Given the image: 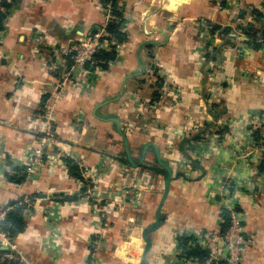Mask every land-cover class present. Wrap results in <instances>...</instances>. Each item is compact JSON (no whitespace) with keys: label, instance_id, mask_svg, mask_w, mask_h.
<instances>
[{"label":"crops","instance_id":"1","mask_svg":"<svg viewBox=\"0 0 264 264\" xmlns=\"http://www.w3.org/2000/svg\"><path fill=\"white\" fill-rule=\"evenodd\" d=\"M6 1L11 9L0 40V205L31 194L44 196L30 203L31 211L24 212V232L14 240L21 251L19 258L25 264L35 261L36 255L41 264H85L99 239L100 223L91 217L86 201L51 200L56 195L78 196L79 181L69 177L64 158L34 178L28 174L19 185L4 177L8 164L20 160L25 146L33 145V131L40 128L34 114L47 107L44 100H50L58 112V134L71 140L73 156H85L95 165L99 151L114 152L119 147V137L126 162L131 160V166L137 167L138 177L146 173L148 191L142 194L141 207L134 214L124 210L128 212L123 221L110 222L115 240L125 225L140 222L142 232L153 223L166 174L160 161L177 177L169 183L160 226L148 235L147 264H177L176 236L194 230L218 231L220 209L227 205L242 209L244 233L254 237L243 264H264V171H258L263 160L259 145L264 139V47L253 48L264 36V0H166L158 14L149 11L148 5L159 0H117L127 20L129 39L118 47L122 51H117L107 69L89 68L74 76L75 85H69L62 98L52 92L58 75L51 47L73 46L85 32L100 26L104 15L99 0ZM252 10L263 19H256ZM205 20L228 28V36L215 33L208 37L203 32ZM246 25L253 28L254 37L245 34ZM148 31L152 35L145 36ZM151 50L156 53L152 61ZM208 55L212 59H206ZM156 58L171 87L164 97L166 105H156L152 119L138 116L139 125L148 124L146 131H138L137 124L123 134L117 124H123L120 119L127 114L124 124L131 127L137 117L129 114L133 104L126 106L132 97L149 100L153 95L144 73ZM87 81L88 88L80 91ZM212 104L217 105L216 118ZM77 107L84 116L76 132L69 123ZM255 131L259 140L252 136ZM147 143L151 145L144 147ZM128 145L138 146L137 150H128ZM131 157L145 161V166L162 168L164 175L138 167L139 161ZM111 175L103 176V182H109ZM49 209L59 215L56 231L64 232L56 246L60 257L42 245L39 251L31 249L50 232ZM129 238V245L137 248L138 237ZM126 254L130 257L131 247L119 253L115 264H131L132 258Z\"/></svg>","mask_w":264,"mask_h":264},{"label":"rangeland","instance_id":"2","mask_svg":"<svg viewBox=\"0 0 264 264\" xmlns=\"http://www.w3.org/2000/svg\"><path fill=\"white\" fill-rule=\"evenodd\" d=\"M166 0H159L154 2V4L148 5L149 11H152L153 9L156 11V13L161 10V6L164 7V4H166ZM158 14V13H157ZM104 15V13H103ZM166 23L169 22V18L165 17ZM105 22V15H104V21L100 24L102 25ZM97 27V26H96ZM91 29L82 35L81 38H79L75 45L79 44L80 41H83L84 38L87 37L88 34H90ZM149 34V35H148ZM148 34L145 36L152 35L149 31ZM211 41V40H209ZM109 46V47H108ZM108 50H110V45H108ZM67 47L64 46H58L53 48L52 52L59 48ZM117 51H120V48L116 49ZM154 50V49H153ZM151 50L149 51V58L150 60H155L154 57L156 56V53ZM124 53V51H123ZM54 54V53H53ZM54 56V55H53ZM151 56V57H150ZM68 60L66 59V63ZM55 74H57V79L53 83V89L52 92L54 93V96L56 98H62V92H64L67 87L70 85H75V77L71 76H65L62 77V71H58L59 69L54 68ZM87 71V70H86ZM61 73V74H60ZM163 68V66L158 63V59L156 58V63L152 64L150 63L148 65L147 71L144 73V80L149 84V87L153 90V95L151 96V99H144V98H138L132 97L133 101H130L126 106L129 108V105L133 104V106L130 108V110H133L129 114H136L135 117L131 122V127L126 126L124 124L125 118H127V114L123 116L122 122L123 124L117 123L120 126V130L123 134H129L128 129L134 130V128H137V119L139 117H142V115L147 116L148 118L154 115L152 113V110L156 108V105L159 106H165L166 105V98L169 95V91L171 89L168 81V74ZM101 74V73H100ZM80 76V75H78ZM18 82V81H17ZM16 82V83H17ZM88 84V81L86 82ZM145 83V84H147ZM19 87H21V82L17 83ZM82 85H85L82 84ZM89 84L86 85V87L81 88L79 87L80 91L84 92V89L88 88ZM54 97V98H55ZM44 100V103L47 105V107L43 108L41 107L38 113L34 114L35 117L39 119L40 121V128L33 131V139L34 143L32 146L27 145L21 152V159L14 160L12 162L13 165H19V166H25L26 167V173L31 174L32 178H34L36 175L39 174L41 170H45L46 168L53 166L54 162H56L59 158H70L73 160L75 165L79 168L81 171V176L84 180V182H79L77 186V192L76 195L81 198V200H84L88 203L90 215L92 218H96L100 225L97 227V230L99 232V239L95 241V245L93 248H91V251L88 253V260L85 264H115L116 261H119L120 258L118 257L120 252H126L129 250V247L132 248V254L130 257L126 254L125 256L128 258H132L131 264H138L140 259V254L142 252L144 243L141 239V229L142 226H140V222H133L130 225H125L123 228H120L119 230V236L118 240H115L111 234L110 231V222H120L125 220L124 214L128 212V210H132L129 212L130 214H134L137 212V210L141 207L142 203V194L147 192L148 188H146V185L148 183V178L146 176V173L141 174V176L138 177L136 171H134V168L131 164L125 163L124 156L122 155L123 146L121 139L118 137L117 140L119 142V147H115L114 152L107 151L106 149H103L102 151H99L100 160L93 165L91 162L88 161L87 157L85 156H73L71 151L69 150V145H71V140L67 137L66 134L62 135L60 137V134H58V129L56 127V115H58V112L54 110L53 102L48 100ZM42 103V106L43 104ZM123 103V102H122ZM121 103V104H122ZM81 104V101H80ZM45 105V106H46ZM79 107H77V114H74L71 116L70 119V127L73 131H79L80 127L83 124V113L78 110ZM76 112V111H75ZM141 115V116H140ZM139 116V117H138ZM127 122V123H128ZM49 126V129L47 127ZM140 130L138 131H146L148 128L147 123H143L139 125ZM128 128V129H127ZM49 130L50 131V137L48 140L46 139L44 143L41 142V138L44 136L45 132ZM111 130V129H110ZM112 131V130H111ZM113 132V131H112ZM126 136V135H125ZM41 144V145H39ZM113 145V144H112ZM135 149L138 146H134ZM134 149L132 146L128 145L129 149ZM141 148V147H140ZM134 149V150H135ZM106 150V151H105ZM137 150V149H136ZM132 158V157H131ZM137 158V157H136ZM132 158L134 160L139 161V166H145V161H140V159ZM179 165V164H178ZM2 167L0 164V171L2 172ZM178 167V166H177ZM5 169V168H4ZM7 172H11L10 169L6 167L5 169ZM48 170V169H46ZM146 170V169H145ZM108 173H111V180L103 182V176L105 177ZM110 175V174H109ZM144 176V178H142ZM107 183V184H105ZM61 196L65 195H56L51 198V200H54L55 202L60 199ZM23 201L30 205V202H28L27 198H23ZM32 204V203H31ZM4 205H0V207H3ZM128 209L127 211H124ZM137 209V210H136ZM49 209L46 212V219L48 222V228L50 232L47 234L45 240H38L36 242V245L32 247L31 249H38L40 250L41 245L44 249H48L51 254H54L57 252L56 246L57 244H61V238L64 236V232L61 233L57 232L56 230L59 229L57 220L59 218V215L57 214V211ZM245 219V213H242ZM244 219L241 221L243 225L241 234H243V237H249L244 233ZM136 220V219H135ZM140 221V220H139ZM241 224V223H240ZM151 224H148L144 226L145 228L149 227ZM144 228V229H145ZM61 234V235H60ZM138 237L139 239V245L138 247H134L133 245H129L130 238L128 239V236ZM59 240V241H58ZM60 243V244H59ZM94 243V242H93ZM254 243V241H253ZM253 243L247 246L246 250L250 248ZM127 244V245H126ZM10 245L7 249V256H0V260L2 259H8L13 260L16 257L19 258V255L21 251L16 249L14 245V240H10ZM104 246V247H103ZM102 248V249H101ZM104 248V249H103ZM122 249V251H121ZM246 250L243 252L242 260L240 264H243L244 262V254ZM40 255H36V260L30 261V264H41L40 262ZM55 256V255H54ZM60 257L61 255L59 253H56L55 257ZM120 256V255H119ZM58 262L61 260H57ZM56 264V262L54 263Z\"/></svg>","mask_w":264,"mask_h":264},{"label":"trees","instance_id":"3","mask_svg":"<svg viewBox=\"0 0 264 264\" xmlns=\"http://www.w3.org/2000/svg\"><path fill=\"white\" fill-rule=\"evenodd\" d=\"M118 1L117 0H99V8L102 11L105 8H110V15L111 19L108 21L105 31L108 36L103 37L100 39V41H107L110 45V50L105 49H98L96 53L93 55V62L90 61V63L84 64L85 69L99 67L100 69H107L109 64L112 63L116 56H117V48L121 46L123 43H125L129 39V31L127 29L122 30V25L124 23V17H123V11L118 10ZM224 3V2H223ZM223 3H221L223 5ZM2 6L4 9H6V12H0V29L2 28L3 21L5 20V17L9 10L11 9V5L6 1H2ZM252 14L256 19H263V17L258 14L255 10H252ZM204 26L206 29H208V32L210 34L221 35L224 37L228 36V28H222L216 24H213L207 20L204 22ZM245 34L254 37V31L253 28L249 25H246ZM97 27H93L91 30V33L95 32ZM261 33L264 35V25L262 27ZM264 36H262L261 39H263ZM255 40V38L253 39ZM261 42L254 44L253 48L257 49L259 46H261ZM206 59H212L210 55L208 57L206 56ZM68 62L66 63V68L68 69L72 65V61L67 59ZM211 109L213 112L214 118H216L217 112V105L212 104ZM215 113V114H214ZM258 131L253 132L252 136L254 140H259ZM263 160H261L258 171L262 172L264 171V154H263ZM67 167V173L69 177H72L73 179H76L79 182H84L81 171L79 168L75 165L73 160L70 158H64L63 160ZM126 163V160L124 161ZM10 168V173H5L4 177L7 182L12 184H21L23 183L27 178L26 167L25 166H19V165H13L11 163L8 164ZM142 169L149 170L153 174H160L164 175V170L162 168H156V166H141ZM44 197L42 194H31L27 197L28 202L33 203L35 199ZM79 196H63L58 201L63 202H74L77 201ZM7 208L6 216L1 222V229L7 234L8 238L13 241L20 237L25 229V222H24V212L25 211H31L32 208L30 205L25 203L23 201V197L17 198L15 200H10L5 205ZM233 212L238 213H244L242 209L235 206L232 210ZM220 223H219V230L220 232H225L231 223V210H227L225 208L220 209ZM243 225V223H241ZM206 232L205 230H202V234ZM199 239L194 234H190L187 232H183L180 235H177L175 238V250H178L179 255L178 258L183 259H190L191 261H195L198 264L203 263L209 255V251L206 249H203L199 245ZM7 251L0 250V253H6ZM0 264H25L20 258L16 257L13 260L8 259H2L0 260ZM217 264H222V262H218Z\"/></svg>","mask_w":264,"mask_h":264},{"label":"built area","instance_id":"4","mask_svg":"<svg viewBox=\"0 0 264 264\" xmlns=\"http://www.w3.org/2000/svg\"><path fill=\"white\" fill-rule=\"evenodd\" d=\"M2 1L0 0V12H5L4 7L2 6ZM118 10L121 12L122 8L118 6ZM105 15V22L97 26L95 32L88 34L83 41H80L79 44L73 46H67L64 48H59L53 51L55 63L53 68L57 67L56 69H61L62 77L65 76H77L78 74L82 73L86 69L84 68V64L93 62V55L96 53L98 49H105L108 50V45H111L107 41H100L101 38L108 36L105 27L108 21L112 18L110 15V8H105L101 11ZM124 17V16H123ZM127 26V20L124 17V23L122 25V30H125ZM3 31L0 29V40L2 38ZM203 32L210 37V33L208 29L205 27L203 28ZM206 40H210L206 37ZM262 46L264 47V38L260 39ZM108 46V47H106ZM66 59L72 61V65L67 69L66 68ZM88 73V72H87ZM49 129V126L47 127ZM50 137V131L47 130L44 136L41 138L40 143H44V141ZM252 143L255 144V141ZM41 145V144H39ZM261 149L260 159L263 157L264 154V139L260 142L259 145ZM227 193V188H225V192ZM235 206L227 205L225 209L231 210V223L228 229L225 232H211L206 231L203 234L201 233L202 230H194L188 232L190 234H194L199 239V245L209 251L208 258L200 264H217L218 262H222V264H240L242 260L243 252L246 250L247 246L253 243V236L243 237L241 234L242 227L241 221L244 219L242 213L233 212ZM7 208L5 205L0 207V248H3L7 251L10 245V239L8 238L7 234L1 229V222L6 216ZM3 250V251H4ZM176 251V262L177 264H183L188 262V264H198L195 261H191L190 259H183L178 258L179 255L178 250ZM7 256L6 253H0V256Z\"/></svg>","mask_w":264,"mask_h":264},{"label":"water","instance_id":"5","mask_svg":"<svg viewBox=\"0 0 264 264\" xmlns=\"http://www.w3.org/2000/svg\"><path fill=\"white\" fill-rule=\"evenodd\" d=\"M148 145H151V143H147L144 147H147ZM157 159H158V157H157ZM128 161L130 162L131 165H134V164H132L131 160H128ZM159 164H160V166H162L164 168V170L166 172L165 177H164V182H163L162 196H161L160 201H159L157 208L155 210L153 223L149 227L142 230V232H141V239L144 243V246H143L142 252L140 254V259H139L138 264H147L146 256H147V253L149 252V250L151 248V243H150V239H149L148 235L151 234L152 232L156 231L158 229V227L160 226V222L162 221V216L160 215L161 208H162L163 202H164V200L167 196V193H168L169 183H170V181H172L174 178L177 177V176H172V171L170 170V168L167 165L162 164L160 161H159ZM0 250H4V249L0 248Z\"/></svg>","mask_w":264,"mask_h":264}]
</instances>
